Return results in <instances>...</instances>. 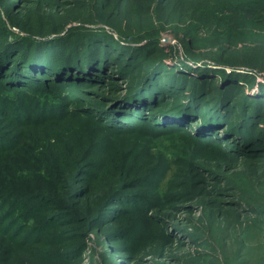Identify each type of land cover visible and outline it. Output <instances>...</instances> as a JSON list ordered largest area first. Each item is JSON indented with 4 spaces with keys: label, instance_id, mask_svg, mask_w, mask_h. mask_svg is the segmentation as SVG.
I'll return each instance as SVG.
<instances>
[{
    "label": "rangeland",
    "instance_id": "obj_1",
    "mask_svg": "<svg viewBox=\"0 0 264 264\" xmlns=\"http://www.w3.org/2000/svg\"><path fill=\"white\" fill-rule=\"evenodd\" d=\"M263 94L264 0H0V264H264Z\"/></svg>",
    "mask_w": 264,
    "mask_h": 264
},
{
    "label": "trees",
    "instance_id": "obj_2",
    "mask_svg": "<svg viewBox=\"0 0 264 264\" xmlns=\"http://www.w3.org/2000/svg\"><path fill=\"white\" fill-rule=\"evenodd\" d=\"M81 25H82V23L81 22H83V21H78ZM34 24H36V25H41V24H38V23H34ZM186 50H187V52L191 55V56H193V53H192V50L191 49H189L188 47L186 48ZM225 62V61H224ZM206 69V68H205ZM218 76L221 78V80L223 81V80H225L226 78H228V76H231L230 74H225V73H221V74H218ZM245 76H249V74H246ZM232 79V78H231ZM230 79V80H231ZM236 80H237V78H236ZM255 83H259V82H256L255 81ZM257 97H259V96H257ZM260 100H263L264 101V94H263V96H260ZM236 113H234V115H235ZM237 118H238V116H236ZM236 118V120L234 119V117H233V119L234 120H232L229 124H227L226 126H225V128H232V127H237V126H239V124H241L242 122V120L240 121L239 119H237ZM238 120V121H237Z\"/></svg>",
    "mask_w": 264,
    "mask_h": 264
}]
</instances>
